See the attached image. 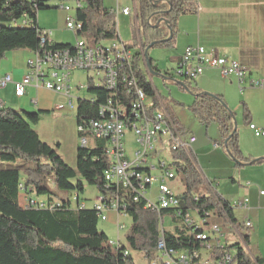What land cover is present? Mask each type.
Returning a JSON list of instances; mask_svg holds the SVG:
<instances>
[{"label":"trees","instance_id":"obj_1","mask_svg":"<svg viewBox=\"0 0 264 264\" xmlns=\"http://www.w3.org/2000/svg\"><path fill=\"white\" fill-rule=\"evenodd\" d=\"M55 1V0H54ZM62 1V0H60ZM157 1H160L157 4ZM49 0H0V60L6 53L17 50H30L42 53L46 49H64L73 44L48 43L40 46L43 29L38 24V12L50 8ZM81 7L76 9L75 19L83 24L76 33L90 35L88 42L94 45L104 40L119 37L118 22L115 10L105 6L104 0H80ZM197 0H140L137 11L140 45L133 60V71L139 85L149 96L155 97L157 91L148 80V72L142 63V54L155 41L173 37L159 44H173L178 33V19L188 13H197ZM27 18L28 24L23 20ZM165 18L168 24L157 23L154 19ZM162 26H164L162 29ZM157 45V44H156ZM156 71L153 59L147 58ZM125 72H128L125 70ZM91 97L79 99L77 105V124L87 125L93 119H99L101 105L107 99L123 94L120 85L117 91L90 86ZM194 101L190 105L196 116L208 124L216 121L224 140L226 152L234 160L251 162L250 157L242 153L239 133L233 131L235 114L228 107L222 95H208L206 92L193 91ZM134 96L130 95L128 101ZM95 99V100H92ZM125 98V97H124ZM48 111L29 113L16 111L0 103V160L17 162L24 160L23 168H0V264H136L132 251L142 252L147 259L153 256L160 238V216L155 211L144 208L145 201L131 203L127 214L133 223L127 236L128 246L112 245V240L105 232L99 230L101 221L99 211L94 207H81L80 192L84 191L81 180L74 182L80 175L89 185L98 188L99 195L114 193L115 185L106 180V171L110 161L106 155V140H96L92 146H81L77 149L76 167L70 166L56 147L41 139L35 129L43 114ZM244 118L250 122L248 107H245ZM177 123V122H176ZM31 162L32 164H28ZM259 158L257 163H263ZM172 166L175 172L183 177L184 192L180 194L181 204L178 212L163 210L161 215H174V231H164L168 248L193 252L202 249L201 240H197L193 227L185 223L187 213L197 211V217L204 218L206 212L226 218L243 239L231 246L214 247L212 258L220 260L226 252H235V264H264V259L252 252L249 232L242 231L241 223L235 218L233 206L222 195L201 184V171L196 165L192 151L180 149L173 152ZM50 180L55 189L47 186ZM112 185V186H111ZM62 191L77 192L74 207L70 196H63ZM28 197L35 201H44L45 206L22 205L21 199ZM59 204L52 210L49 206ZM183 222L180 226L178 223ZM129 250V254L125 251ZM232 252V253H233Z\"/></svg>","mask_w":264,"mask_h":264},{"label":"built area","instance_id":"obj_2","mask_svg":"<svg viewBox=\"0 0 264 264\" xmlns=\"http://www.w3.org/2000/svg\"><path fill=\"white\" fill-rule=\"evenodd\" d=\"M54 1V0H49ZM77 8L81 7L80 0H76ZM61 8L70 10L68 6L61 5ZM116 15L122 13L129 15L130 8L115 10ZM28 24L27 18L23 20ZM83 24L75 17L67 18V28L77 33ZM50 31L43 30L40 36V46L45 47L48 43H43V36ZM83 36V35H81ZM77 36L78 40L72 47L64 49H46L42 53L33 52V56L28 59V71L20 81H15L11 74L0 77V89L6 88L9 84L14 86V93L17 97L24 96L27 88L31 85L43 87L49 91L62 94L66 97L65 104L56 105L58 112L64 110H74L76 97L73 91H83L87 88L81 82L76 86L72 85L71 75L75 71H86L93 73L90 76L92 86L117 91L122 85L126 96L117 98L111 97L101 105L99 119H93L87 125H80L78 131H91L94 140H106V155L110 161V167L106 171V180L115 185L116 192H123V205L114 204V193L99 195L97 202L93 206L99 211L101 220H107L105 211H113L117 214V232L126 228L121 219L127 214V208L131 203L145 201L144 208L155 211L160 216L161 235L157 242V247L153 256L149 259V264H235L234 254L226 252L220 260H215L210 255L203 257L202 249L211 252L214 247H219L223 233L219 226L210 223L212 212H206L204 218L197 222L196 218L187 213L185 223L193 227L197 240H201L202 249L193 252L168 248L164 238L165 228L163 227V210L171 209L175 212L181 204L180 193L171 186V181L176 178L175 170H172L173 155L169 159V165L162 160L161 153L166 150L177 151L183 149L187 152L191 150L196 141L194 135L185 138L175 119L168 113L160 96H149L142 88L135 75H127V66H120V59H128V66H133L134 55L137 51H142L141 47L136 52L131 45L127 44L119 36L117 42L111 44H96L91 46L87 39ZM114 40V39H113ZM142 63L151 77L147 67L145 52L142 54ZM206 69H218L224 77L236 76L240 85L243 86L247 78V69L238 61L221 56L214 50H208L202 45L188 46L178 61L176 73L188 80L196 81ZM248 85L251 87H264V79L250 78ZM89 89V88H88ZM134 96L128 101V97ZM125 97V98H124ZM78 100L80 98H77ZM92 100H95L92 98ZM1 103V102H0ZM162 106V107H161ZM249 127L257 137L264 136V129L254 123ZM136 136L139 149L129 152L125 145V136L128 132ZM82 146H92L89 138L81 141ZM223 145L216 144L217 149ZM159 160L161 175L153 176L152 170L157 169L155 160ZM158 182L157 195L154 199L149 197L152 185ZM112 186V185H111ZM264 194V191L260 192ZM33 199L24 197L21 199L22 205H35ZM44 202V201H39ZM248 200L241 205H247ZM85 207V203L80 204ZM234 207V205H233ZM197 213V211H195ZM194 212V213H195ZM195 213V214H196ZM172 218L174 215H171ZM162 226V228H161ZM246 229L252 227L250 221L244 223ZM234 232L238 234L235 229ZM240 242L243 239L240 236ZM112 245L120 246V237L111 240ZM130 251H125L129 254Z\"/></svg>","mask_w":264,"mask_h":264},{"label":"rangeland","instance_id":"obj_3","mask_svg":"<svg viewBox=\"0 0 264 264\" xmlns=\"http://www.w3.org/2000/svg\"><path fill=\"white\" fill-rule=\"evenodd\" d=\"M249 1V0H244ZM251 1V0H250ZM257 1V2H256ZM260 0H253L255 4H257ZM262 1V7H264V0ZM136 2V11H138L140 0H135ZM68 6L71 9L67 10L65 8H61V5ZM104 4L106 7L110 9H117L119 7L121 10L123 8L129 7L131 9L130 16L119 15L117 17L118 22V33L121 39L128 44H135L139 41L138 29L141 30V22L136 24L135 20V5L134 0H104ZM202 4V0H197V5L200 6ZM50 8L40 10L38 12V24L39 27L43 30L50 31L49 40L51 43L57 44H76L78 37L76 33L67 28V18L76 16L77 2L76 0H55L48 5ZM199 8V7H198ZM249 9L250 7H246ZM159 20L154 19L152 25H156ZM164 26H162V29ZM82 38H85L89 41L90 35L88 33H84ZM118 38V37H117ZM114 40H104L98 44L108 45L113 41L117 42L118 39ZM89 44L94 46L93 43ZM134 52L140 48L131 46ZM19 51V50H18ZM26 51V50H25ZM177 49L175 44H157L151 47L148 51V56L153 59L155 66L160 70L159 72L166 76L164 78L158 75H152L151 77L148 75V80L151 81L160 96L164 107L168 111V113L175 119L180 130L184 133L185 138H189L194 135L196 139H198L197 143L193 145L202 144L201 153H197L194 151L193 156L196 159V165L199 167L201 171L202 178V187H206L205 192H208L209 187L212 192L216 191L219 194H223L225 197L230 196L232 199V203L237 211V214L241 218H248V208H243L241 205L248 199L249 207H251L253 199L258 196V192L260 189L264 190V164H251L244 165L237 163L231 156L226 152L224 143V137L220 132V127L218 122L211 121L208 124L201 121L196 114L191 110L190 105L194 101L193 91L196 89L199 91V87L197 80H188L176 73V65L172 62V56L177 54ZM93 73L86 71H75L71 75L72 77V85L76 86L77 83L81 82L85 84L87 88L83 91H73V95L76 97L74 104L75 109L72 110H64L61 112H50L49 116L46 113L45 116H41L40 122L37 124L36 128L40 134V137L45 142L50 145L56 147L58 143H60V147L58 148V152L63 157V159L72 167H76L77 161V149L82 146V139L89 138L91 142H97L92 139L91 134L89 133H80L78 131L77 124V105L78 99L90 98L91 94L88 90L90 86L93 84L90 81V76ZM179 82V83H178ZM180 83H184L188 89L183 87ZM243 88V86H240ZM235 87L230 88L228 93L229 100L231 105H228L230 110L235 114V120H233V127L235 129V121L237 132L240 130L239 128L242 126H246L248 124L245 121L244 113L245 107L247 106L246 100L241 96V88ZM210 93L208 91H203V93ZM215 95V94H214ZM67 102L66 97L60 98L57 104H65ZM10 108H13L16 111H19V107L17 104L9 101L7 102ZM162 107V106H161ZM238 126V127H237ZM239 133V132H238ZM125 145L129 152L136 151L140 147L136 142V136L130 132H128L125 136ZM221 144L223 148L217 150L215 145ZM93 145V144H91ZM172 150H166L161 153L162 160L166 161L169 165V159L171 155H173ZM232 164L233 170L230 169L229 162ZM157 165V169L152 170V174L155 177L161 175V167L159 160H155L154 162ZM243 163H247L244 162ZM27 165L24 160H18L17 162H4L0 160V168H15ZM28 164H32L29 162ZM176 167L172 166V170H175ZM254 177H259L261 182L252 181ZM77 180H81L84 184V191L80 192V201L85 203L86 207L90 208L95 205L97 202L99 192L98 188L94 185H89L87 182L83 180V178L78 175L74 182ZM209 182H213L212 185ZM252 182V183H250ZM171 186L178 193L184 192L183 186V177L178 175L176 178L170 182ZM250 183V184H249ZM47 186L51 189H55L53 183L48 180ZM213 186V188H212ZM208 189V190H207ZM158 190V182H154L152 185V190L149 195L152 199H154L157 195ZM76 193L77 192H69L62 191L63 196H70L73 199V206H77L76 201ZM248 213V214H247ZM105 215L107 220H101L98 224L99 230L105 232L111 239L115 240L118 237L117 232V214L113 211H105ZM191 216L195 217L197 222H200L199 217L195 213H191ZM122 223L126 225V228L121 231V241L124 245L128 246L127 236L130 233V229L133 223L132 217L129 215L123 216L121 219ZM254 220V219H253ZM178 225L182 226L183 222L178 223ZM163 227L167 231H174L175 223L171 215L165 214L163 217ZM162 228V226H161ZM227 238V246H231L237 242V236L234 234H228ZM252 246V245H251ZM233 252V251H232ZM252 252L256 255L258 254L255 248L252 247ZM134 260L136 264H149V259H147L142 252L132 251ZM235 254V252H233Z\"/></svg>","mask_w":264,"mask_h":264},{"label":"crops","instance_id":"obj_4","mask_svg":"<svg viewBox=\"0 0 264 264\" xmlns=\"http://www.w3.org/2000/svg\"><path fill=\"white\" fill-rule=\"evenodd\" d=\"M253 4H255L253 0L246 2L244 0H202V4L198 6L197 13H188L178 19V33L174 40L178 52L171 58L173 64L177 66L186 47L202 45L208 50H214L221 56L238 61L247 69V78L243 88L240 87L242 85H240L236 76L224 77L218 69H206L197 79V87L202 92L208 91L215 95H222L228 105H231L228 98V93L231 91L229 89H235L238 85L243 90L240 93L246 100L250 122L246 126L239 128V141L243 155L250 157L252 161L264 158V136L257 137L249 127L250 123H254L264 129V87L256 88L248 85L250 78L264 79V7L261 5V0L257 3L260 5ZM134 5L135 20L136 24H138L135 0ZM245 6L250 8L246 9ZM117 9L120 8L117 7ZM120 14L123 15L119 13L117 17ZM130 15L131 13L123 16ZM32 56L33 52L30 50H17L6 53L5 57L0 60V77L9 73L15 81H20L28 71L27 61ZM63 97L65 96L62 94L49 91L37 85L29 86L24 96L21 97L15 95L12 84L0 89V102L4 106L9 107L7 102L12 101L17 104L19 111L24 110L29 113L48 111V116L50 112H58L55 107L58 105L60 98ZM45 115L43 114V116ZM36 126L35 129L37 130ZM197 141L198 139L193 145ZM193 145L191 147L192 154L194 151L201 153L203 145L198 144L194 147ZM228 162L230 169L233 170L234 166L232 167V163ZM251 164L258 165L264 164V162H255L247 165ZM252 181L261 182V179L254 177ZM209 184L212 185L213 182H209ZM209 190L212 191L210 187ZM261 191L264 190H259L258 196L253 199L251 207H249L250 201L248 199L247 205L241 206L248 208V218L239 217L235 207H233V212L235 218L242 225V231L250 233L251 245L258 253L256 255L264 259V194H261ZM214 193L217 192L215 191ZM220 195L233 206L230 196ZM246 221L252 223L250 229L245 228L244 223ZM210 223L219 226L223 233L220 239V247L227 246L226 236L228 234H234L240 242L239 232L238 234L234 232L235 229L226 218L212 214ZM118 237L121 239L119 234ZM202 253L204 258L212 255L207 249H202Z\"/></svg>","mask_w":264,"mask_h":264},{"label":"water","instance_id":"obj_5","mask_svg":"<svg viewBox=\"0 0 264 264\" xmlns=\"http://www.w3.org/2000/svg\"><path fill=\"white\" fill-rule=\"evenodd\" d=\"M160 1H157V4L159 3ZM161 22H163V23H165V24H168V21H167V19H165V18H161L160 20H159V22H158V24L159 23H161ZM158 24H156L155 25V27H157L158 26ZM169 30H170V35H169V37L168 38H166V39H162V40H158V41H155V42H153L152 44H150L146 49H145V53H146V55H147V58L149 57L148 56V51H149V49L151 48V47H153L154 45H156V44H159V43H162V42H167V41H169V40H171L172 39V37H173V32H172V30H171V28H169ZM147 67H148V69H149V71H150V74L151 75H158V76H162V77H164V78H167L166 76H164V75H162L159 71H156V70H154L153 69V67H152V64H151V62L149 61V60H147ZM179 83V82H178ZM183 87H185L186 89H188L187 88V86L184 84V83H180ZM208 95H211V96H213L214 94H210V93H207ZM234 120H235V117H234ZM236 121H235V129L233 130V131H236ZM227 140L225 141V143L227 144ZM257 160L258 159H254L253 161H251V162H248V163H243V162H241V161H239V160H235L237 163H239V164H244V165H247V164H250V163H255V162H257Z\"/></svg>","mask_w":264,"mask_h":264},{"label":"bare ground","instance_id":"obj_6","mask_svg":"<svg viewBox=\"0 0 264 264\" xmlns=\"http://www.w3.org/2000/svg\"><path fill=\"white\" fill-rule=\"evenodd\" d=\"M49 35H50L49 33H46V35L43 36V43H50ZM120 66H127V71H128L127 75H129L130 72L133 71V67L132 66H128V59H120ZM79 132L82 133V134H84V133L91 134V131H79ZM84 139H87V138H84ZM84 139H82V140H84ZM114 204L123 205V192H114ZM35 205L36 206H40V207H48V206H45L44 202H36ZM56 206H59V204H57V205L53 204V205L49 206V209L52 210Z\"/></svg>","mask_w":264,"mask_h":264},{"label":"clouds","instance_id":"obj_7","mask_svg":"<svg viewBox=\"0 0 264 264\" xmlns=\"http://www.w3.org/2000/svg\"><path fill=\"white\" fill-rule=\"evenodd\" d=\"M152 76V75H151Z\"/></svg>","mask_w":264,"mask_h":264}]
</instances>
